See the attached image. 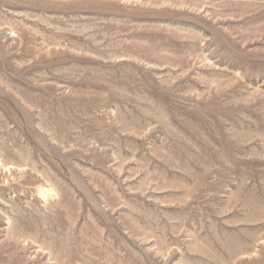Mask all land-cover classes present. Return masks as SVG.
Instances as JSON below:
<instances>
[{"label": "rangeland", "instance_id": "374dc122", "mask_svg": "<svg viewBox=\"0 0 264 264\" xmlns=\"http://www.w3.org/2000/svg\"><path fill=\"white\" fill-rule=\"evenodd\" d=\"M0 264H264V0H0Z\"/></svg>", "mask_w": 264, "mask_h": 264}]
</instances>
